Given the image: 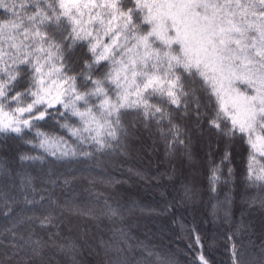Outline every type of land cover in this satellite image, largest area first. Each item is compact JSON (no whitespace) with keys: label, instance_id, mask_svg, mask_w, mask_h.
<instances>
[{"label":"snow or ice","instance_id":"snow-or-ice-1","mask_svg":"<svg viewBox=\"0 0 264 264\" xmlns=\"http://www.w3.org/2000/svg\"><path fill=\"white\" fill-rule=\"evenodd\" d=\"M188 120L247 146L244 183L256 190L250 206H264V0H0V134L43 153L21 160L121 150L138 126H154L169 151L182 148L191 159ZM231 157L226 145L219 162L208 159L212 196L233 183ZM32 191L24 197L32 207L13 225H26L27 234L9 230L24 264L49 247L75 260L74 244L57 243L65 210L113 225L124 220L118 203L72 209ZM197 195L185 186L182 199ZM230 203L225 194L213 216ZM222 220H230L227 211ZM242 230L224 233L229 264H248ZM109 231L101 244L114 252V264H174L139 242L134 247L124 228ZM188 231L190 264H214L206 249L215 236Z\"/></svg>","mask_w":264,"mask_h":264},{"label":"trees","instance_id":"trees-1","mask_svg":"<svg viewBox=\"0 0 264 264\" xmlns=\"http://www.w3.org/2000/svg\"><path fill=\"white\" fill-rule=\"evenodd\" d=\"M186 123L191 159L182 148L169 151L154 126L133 129L121 150L62 160L52 156L21 160L22 155L41 156L42 150L0 134V264H24L23 253L14 255L13 245L18 240L9 230L27 234L26 225H13L32 207L25 204L24 197L32 199L33 189L36 198L45 196L60 204L67 203L72 209L99 208L105 200L113 205L118 203L123 208L124 220L113 225L107 219L98 221L75 210H65L57 221V243L74 244L75 260L67 250L49 247L32 264H114V252L101 244L112 235L111 227L124 228L134 247L139 242L171 257L174 264H190L192 254L187 245L191 243L188 229L192 227L206 238L215 236V247L206 249L214 264H229L224 233L242 227L239 241L249 258L248 264H264V257L260 256L264 244V206L259 202L250 206L256 190L248 189L244 183L247 146L239 139L227 141L210 133L206 126L197 128L193 120ZM226 145L232 153L229 166L235 170L233 183L220 186L212 196L208 191V159L219 162ZM185 186L197 191L194 200L182 199ZM225 194L231 196L230 205L213 216L212 205L223 202ZM225 211L230 214L227 222L222 220ZM36 232L47 239L46 230L37 228Z\"/></svg>","mask_w":264,"mask_h":264}]
</instances>
